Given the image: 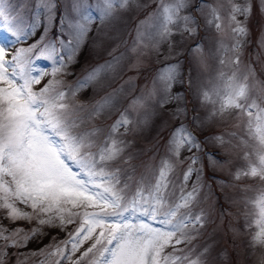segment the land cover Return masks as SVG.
<instances>
[{"label":"snow or ice","instance_id":"6c2138e0","mask_svg":"<svg viewBox=\"0 0 264 264\" xmlns=\"http://www.w3.org/2000/svg\"><path fill=\"white\" fill-rule=\"evenodd\" d=\"M152 2L157 7L138 25L136 41L130 50L137 63L150 51H159L162 43L171 49L172 37L177 32L192 36L197 29L194 16L181 15L187 0ZM136 3L137 0H95L89 4L88 0H80L77 10L81 18L66 22L72 39L62 37L61 46L66 43L74 55L94 19L114 21L117 10H127ZM250 11L249 6L238 4L229 9L227 20L232 40L231 44L223 38L217 40L218 84L212 94L203 89L197 91L201 104L211 102L212 108L203 118L193 112L191 124L203 126L213 122L223 124L226 129L243 128L245 136L225 131L206 139L225 150L234 139L239 140L250 150L244 154L246 166L237 169L233 178L264 181V81L257 78L251 65L247 71H240L248 29L237 17L247 16ZM210 12L209 23L214 22L217 32H222L219 11L213 7ZM145 24L151 31L143 30L141 26ZM34 30L35 24L25 18L22 9L13 7L12 0H0V209L6 210L7 218L13 221L31 220L36 214L46 217L39 218L40 224L58 221L63 226L79 218V226L68 234V239L52 246L48 253L57 258L55 264L62 261L65 264H210L209 246L199 251L190 246L208 222L204 209L195 211L203 187L199 182L201 169L194 167L199 163L198 156L188 158L190 163L181 178L179 197L174 198L171 193L176 169L183 163L180 159L183 151H204L213 164L224 165L229 161H220L216 153L207 152L199 136L183 123L170 135L168 155L158 165L148 161L135 163L137 158L127 151L128 142L119 138L121 129L127 134L146 123L150 112L146 111L136 121L132 111L137 107L147 110L153 102L163 107L181 99V93L172 92L179 74L178 63L166 65L152 87L120 109L116 119L105 127L104 120L119 102L118 90L89 103L74 98L83 89L103 88V75L115 70L122 57L113 56L75 85L66 86L56 78L66 67L63 55H57L56 44L39 42L18 47ZM192 51L197 54L198 64L206 67L203 46L197 44ZM41 59L51 62V73L37 64ZM45 75L52 78L39 88L34 87L41 85ZM186 114L187 109L180 107L173 112L177 118ZM194 173L197 182L186 190ZM18 202L30 207L32 212L17 207ZM251 203L256 231L251 234L248 247L253 252L260 251L256 264H264V191ZM21 231L0 225V240L10 241L7 246L15 247L18 241L11 238ZM86 241L90 243L84 247ZM169 247L172 251L166 252Z\"/></svg>","mask_w":264,"mask_h":264},{"label":"rangeland","instance_id":"374dc122","mask_svg":"<svg viewBox=\"0 0 264 264\" xmlns=\"http://www.w3.org/2000/svg\"><path fill=\"white\" fill-rule=\"evenodd\" d=\"M80 0H12V5L16 9H22L26 19L35 24L33 35L18 47H28L31 44L43 42V44L54 43L57 45V55H63L66 65L59 73L57 79L64 81V84L75 85L76 81L83 78L89 71L105 61L111 60L113 56H121L120 63L115 70L106 72L102 77L103 88L90 87L77 93L74 98L81 103H89L100 99L101 96L113 90H118V103L112 110L109 118L104 120V126L110 125L118 116L119 110L127 107L128 104L137 96L146 93L151 87L161 70L169 64L179 65L177 82L174 83L172 92L181 93V99L173 101L160 107L152 103L146 110L137 107L132 111L136 121L145 116V112H150L146 123L127 134L124 129L120 130V139L128 142L130 151L140 161H148L152 165H158L161 159L168 155L167 144L173 130L181 123L188 127L199 136L202 146L207 152L217 154L220 161L229 163L213 164L204 151H183L180 159L183 163L179 164L175 172V188L172 189L174 198L180 195V182L183 172L187 169L189 157L196 155L200 158L195 168L201 169L199 182L203 185L201 190L200 203L195 207V211L204 209L207 213L208 222L200 230V235L192 241V245L199 251L204 246H209L211 250L210 264H256V259L260 251L253 252L248 247L251 234L256 231L253 223L255 209L252 201L258 193L264 191V181L258 178L241 177L235 180L233 174L237 169L246 166L244 154L250 149L234 139L232 146L226 150L221 149L215 144L208 142L207 137L213 133L225 131H235L241 136H245L243 128H225L221 123L206 122L203 126L191 124L192 114L198 117H205L212 108V103L201 104L197 97L200 89L213 93L214 86L218 84L216 79L220 68L218 56L216 55L217 40L223 38L226 43L231 44L232 35L228 28L227 15L229 9L234 4L249 6L251 11L247 16L238 15L237 19L248 29L245 43L241 51V73L247 71L249 65L255 68L256 76L264 81V0H187V6L182 10L181 15L194 16L198 21L194 35L179 33L172 37L173 44L171 49L167 43H162L159 51H150L141 58L139 63L131 54L130 50L136 41L137 28L140 22L145 20L148 12L154 10L157 5L152 0H137L127 10H117V18L111 22H101L94 19L89 25V31L84 36L80 46L73 55L66 43L62 45V37L72 39L71 33L66 27L69 20H79L80 12L77 5ZM169 2V0H165ZM89 4H94L95 0H88ZM150 4V7H143ZM50 6V7H49ZM216 8L222 17V32H217L212 19L211 8ZM61 11L58 19L60 34L53 38L55 28V12ZM95 15V13H94ZM143 30L151 31L147 24L141 26ZM38 33V34H37ZM201 44L206 57V67H201L197 61V54L192 51L195 45ZM123 54V55H122ZM70 57V58H69ZM37 64L51 73L52 64L49 60L41 59ZM51 75H45L41 85L51 79ZM157 87L159 83L157 82ZM212 99L216 97L212 95ZM177 107L186 108L187 114L179 118L173 115ZM247 138V137H245ZM220 181H224L223 184ZM197 182V174L194 173L186 185V190H190L192 185ZM17 207L25 212H32L30 207L17 203ZM39 218L33 214L32 219H17L15 221L7 218L6 210L0 209V225L5 229H22L18 235H13L11 239L17 240L15 247H8L10 241L0 240V262L2 264H55L56 257L48 255L52 246L64 240L57 239L64 236L68 239V234L74 232L79 226L80 220L75 223L59 225L40 224ZM25 224V226H24ZM247 225V227H246ZM38 229V236L44 237L45 233H51L52 238L49 243L44 245L39 251L28 250L25 248L30 239L24 240L23 237H31L33 230ZM40 228V229H39ZM90 241H86L87 247ZM180 247H184L181 245ZM171 252V247L165 249ZM78 255V253H77ZM75 258V257H74ZM73 258V259H74ZM70 264V262H68Z\"/></svg>","mask_w":264,"mask_h":264},{"label":"trees","instance_id":"16d2710c","mask_svg":"<svg viewBox=\"0 0 264 264\" xmlns=\"http://www.w3.org/2000/svg\"><path fill=\"white\" fill-rule=\"evenodd\" d=\"M55 14H56V17H55V20H54L55 28L52 31L53 38L57 37L60 34V29H59V26H58V19H59V16L61 14V11L57 10L55 12ZM34 38H35V35L30 37V40L33 41ZM24 226H25V224H24ZM35 230L38 231L37 228ZM51 238H52V234L51 233L46 232L45 236L40 238L38 236V233L35 232V235L32 234V236H31L30 240L28 241L27 246L25 248H27L28 250L39 251L40 249H42V247L44 245H46L47 243L50 242ZM57 239H62L64 241L66 240L64 236H62V237L60 236ZM61 264H65V262L62 261Z\"/></svg>","mask_w":264,"mask_h":264}]
</instances>
